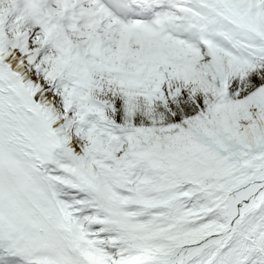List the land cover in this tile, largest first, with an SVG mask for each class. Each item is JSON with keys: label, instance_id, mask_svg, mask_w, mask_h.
<instances>
[{"label": "snow or ice", "instance_id": "1", "mask_svg": "<svg viewBox=\"0 0 264 264\" xmlns=\"http://www.w3.org/2000/svg\"><path fill=\"white\" fill-rule=\"evenodd\" d=\"M0 264H264V0H0Z\"/></svg>", "mask_w": 264, "mask_h": 264}]
</instances>
